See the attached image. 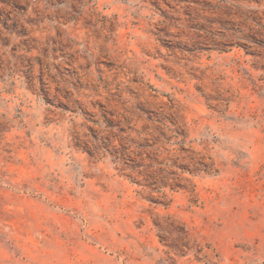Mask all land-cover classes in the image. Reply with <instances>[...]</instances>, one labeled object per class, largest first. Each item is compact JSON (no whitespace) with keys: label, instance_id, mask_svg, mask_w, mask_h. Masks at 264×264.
<instances>
[{"label":"rangeland","instance_id":"obj_1","mask_svg":"<svg viewBox=\"0 0 264 264\" xmlns=\"http://www.w3.org/2000/svg\"><path fill=\"white\" fill-rule=\"evenodd\" d=\"M0 264H264V0H0Z\"/></svg>","mask_w":264,"mask_h":264}]
</instances>
